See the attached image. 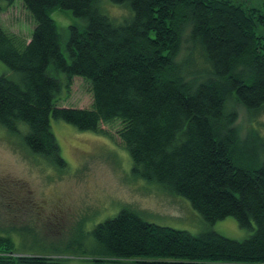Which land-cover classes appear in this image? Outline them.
<instances>
[{
  "label": "trees",
  "instance_id": "trees-1",
  "mask_svg": "<svg viewBox=\"0 0 264 264\" xmlns=\"http://www.w3.org/2000/svg\"><path fill=\"white\" fill-rule=\"evenodd\" d=\"M97 1L22 0L34 20L28 41L0 27V60L19 74L0 75V125L18 131L22 123L31 152L60 166L50 117L81 131L109 134L103 125L111 126L134 174L186 198L208 223L255 224L236 240L150 223L125 206L91 230L94 264H264V139H241L228 102L264 108V35L255 32L264 11L233 0H111L133 10L115 24ZM53 9L84 20L68 27L69 61ZM49 65L67 88L74 77L87 83L89 108L57 105L62 83ZM13 253L0 234V264H63Z\"/></svg>",
  "mask_w": 264,
  "mask_h": 264
},
{
  "label": "rangeland",
  "instance_id": "rangeland-1",
  "mask_svg": "<svg viewBox=\"0 0 264 264\" xmlns=\"http://www.w3.org/2000/svg\"><path fill=\"white\" fill-rule=\"evenodd\" d=\"M233 1L264 11V0ZM97 6L115 24L133 17L128 2L98 0ZM50 15L61 35V50L69 61L68 27L82 26L84 20L66 9H53ZM0 27L21 39H30L34 20L22 0H0ZM255 32L264 35V25L258 24ZM49 71L62 83L55 96L57 105L90 107L91 96L85 81L74 77L67 88L62 72H55L52 65ZM1 74L19 80V74L0 60ZM228 102L237 113L235 124L241 139L249 134L264 139V108L248 110L235 102L234 96ZM50 126L60 146L63 166L31 152L24 143L22 123L18 131L0 125V234L12 240L11 255H43L63 264H94L90 260L94 244L91 230L125 206L136 210L147 222L193 234L211 229L243 240L254 232L253 222L240 227L232 216L208 223L186 198L134 174L130 154L113 127L103 125L109 134L81 131L52 117ZM260 160H264L263 155Z\"/></svg>",
  "mask_w": 264,
  "mask_h": 264
}]
</instances>
